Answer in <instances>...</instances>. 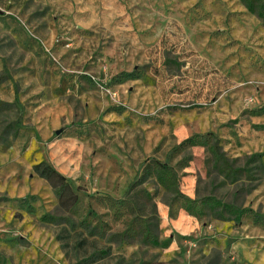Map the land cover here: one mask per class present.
Returning <instances> with one entry per match:
<instances>
[{
    "label": "rangeland",
    "instance_id": "374dc122",
    "mask_svg": "<svg viewBox=\"0 0 264 264\" xmlns=\"http://www.w3.org/2000/svg\"><path fill=\"white\" fill-rule=\"evenodd\" d=\"M0 75V264H264L252 216H192L152 174L130 188L160 161L190 196L264 216V166L247 162L264 153V21L241 0H0ZM209 131L239 180L205 147L176 148ZM43 159L71 184L69 209L34 171ZM106 196L137 208L117 219ZM138 213L168 246L114 236Z\"/></svg>",
    "mask_w": 264,
    "mask_h": 264
},
{
    "label": "trees",
    "instance_id": "16d2710c",
    "mask_svg": "<svg viewBox=\"0 0 264 264\" xmlns=\"http://www.w3.org/2000/svg\"><path fill=\"white\" fill-rule=\"evenodd\" d=\"M244 6L252 13L256 14L259 18L264 21V0H241ZM132 75V73H126ZM88 82L92 83L93 79L89 75H82ZM6 77L0 75V82L4 81ZM264 110V106L260 108ZM195 146L205 147L212 155L214 164L220 169L221 173L231 181L239 180L242 177L246 167L237 166V158H230L223 150L220 144L219 137L214 132H196L192 135L181 140L176 148H190ZM263 152H256L247 157V162H258L259 167H263ZM34 171L42 178L47 179L52 185L54 192L59 198V205L65 209H69L74 205L71 200L74 198V192L71 184L67 177L61 173L54 165L47 160L43 159L33 165ZM170 168L165 163L156 161L155 165L150 168L147 172L143 173L138 179L135 180L130 188L135 189L138 185L143 184L148 178L149 174H152L159 183L164 186L171 194V198L175 200L179 208L184 209L188 214L201 218L207 214V211H211L216 216H225L228 214V218L240 222L245 216H252L253 221L256 224L264 225V216L251 207H241L234 203L224 202L215 195L209 194L202 197H192L189 194L183 192L179 186L177 180L169 181L168 170ZM248 173L251 171L248 169ZM247 173V174H248ZM147 200L150 201L154 197L153 193L145 191ZM73 197V198H72ZM106 200L112 210V213L117 219H121L127 212H133L137 208V204L130 196L123 198H116L112 196H106L102 198ZM72 205V206H71ZM173 217V214L171 215ZM45 220L58 221L53 215H44ZM63 223L68 224L71 229L76 228V224L73 218L70 216L63 219ZM135 226H128L122 233H115L114 236L118 237L119 240L125 238H134L141 235L143 239L152 245L166 247L170 244L172 237L161 239L159 234L152 228L150 224L142 215L139 213L132 219ZM79 224L88 232L91 236H104L105 231L99 227L92 226L90 221L87 219L79 220ZM159 226L157 225V228ZM66 230L67 227H64ZM106 251H103V254Z\"/></svg>",
    "mask_w": 264,
    "mask_h": 264
}]
</instances>
